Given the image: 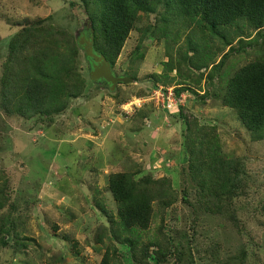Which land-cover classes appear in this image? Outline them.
Returning a JSON list of instances; mask_svg holds the SVG:
<instances>
[{
    "label": "rangeland",
    "instance_id": "obj_1",
    "mask_svg": "<svg viewBox=\"0 0 264 264\" xmlns=\"http://www.w3.org/2000/svg\"><path fill=\"white\" fill-rule=\"evenodd\" d=\"M81 4L82 0H0V79L10 39L25 20H43L44 24L67 29L77 36L86 23ZM158 18L143 15L114 69L118 76H137L139 79V82L117 87L116 91L119 90L121 98L128 99L127 102L135 100L139 91L152 89V82L148 80L151 75L163 72V63L171 57L178 61L180 49L186 50L191 30H173L170 38L177 37V31L181 32L182 38L176 44L170 42L169 47L165 38L158 41V37L152 36ZM15 22L20 26H14L12 23ZM244 30L246 38L242 44L239 43L241 40L227 36L235 52L228 55L221 67L211 71V65L217 64L227 52L226 46L216 50L212 58L196 55L195 61L201 63L200 68L210 64L207 70L196 72L203 74L200 83L193 81L184 96L179 97L182 100L179 108L171 107L167 97L162 99L160 95L149 102L158 110L147 104L153 110V118L145 119L139 125L141 131H133L135 125L131 124L132 109H137L141 100L134 101V107L126 106L127 114L124 113L108 89L92 80L89 82V64L83 53L81 73L95 98L73 100L51 127L38 123L37 119L7 117L0 107V169L10 181L18 216L30 218L24 224L23 234L38 245L37 249L32 246L26 249L19 256L18 264H99L110 239H105L103 247L95 245L93 248L87 243L97 228L108 225L107 219L93 206L96 191L108 209L116 214L115 202L107 190L108 175L133 171L136 164L148 173L168 171L180 188L179 176L170 165L182 164L179 159L187 126L184 120L171 118L181 112L187 119L197 118L202 123L217 126L224 152L230 157L245 158V192L236 206L243 233L249 237L242 236L225 218L207 214H201L192 229V210L181 202L168 210L165 231L173 236L172 229H180L175 242L193 253L194 264H230L229 260H234L241 250H247V264H264V142L254 141L237 113L223 105L227 80L256 56L264 54V30L249 38V31ZM193 41L197 42V39ZM138 52L144 53V59L132 63ZM213 72H216L213 80H208ZM172 75L177 83H184V77H180L177 70ZM96 115L98 118H94ZM176 139L178 143L174 142ZM154 167L160 168L154 170ZM213 249H218L217 261L210 254ZM118 251L121 264H136L127 246L118 245ZM14 258L12 249L0 250V264H9ZM149 264L154 263L149 261Z\"/></svg>",
    "mask_w": 264,
    "mask_h": 264
},
{
    "label": "trees",
    "instance_id": "obj_2",
    "mask_svg": "<svg viewBox=\"0 0 264 264\" xmlns=\"http://www.w3.org/2000/svg\"><path fill=\"white\" fill-rule=\"evenodd\" d=\"M82 6L84 19L90 21L94 29V50L105 56L113 69L143 15L159 17L152 36L158 37V41L165 38L169 47L170 42L176 44L182 38L180 31H177V37L170 38L173 30H191L187 34L186 50L180 49L178 61L170 58L168 51L170 59L163 63V72L155 73L148 79L152 82V89L135 94V100H142L137 109L133 108L134 115L131 116V124L135 125L133 131L136 132L141 131L139 125L145 119L153 118V110L147 105L152 103H146L144 99L152 96L154 91L161 87L167 93V89L174 88L178 98L190 89L193 81L200 83L203 74L196 72L207 70L210 64L200 68L201 63L195 61L196 55L204 54V57L212 58L216 50L226 46L227 52L217 64L211 65L212 71L221 67L228 55L235 52L228 35L241 40L239 43L242 44L243 38H246L244 28L249 31L247 38L264 30V0H82ZM12 24L20 26L18 22ZM76 37L67 29L44 24L43 20H25L10 39L8 55L3 62L0 107L7 117L37 119L38 123L49 128L56 117L69 109L73 100L95 98L81 73V54L89 69L90 59L79 47ZM195 38L197 42L193 41ZM144 57V53L138 52L131 62ZM174 70L184 77V83H177L175 75H172ZM215 74L213 72L208 80H213ZM134 80L139 82L137 76ZM107 91L116 98L117 106L123 107L124 103L135 101L127 102L128 99L121 98L119 90L114 93L109 89ZM223 105L237 113L254 141L264 142V54L256 56L227 80ZM171 118L184 120L187 126L179 159L182 164L170 165L179 176L180 188L168 171L148 173L137 164L133 171L110 173L107 190L115 202L116 214L108 209L104 199L99 198V191H96L93 206L107 219L108 225L97 228L92 240L87 241L93 248L95 245L103 247L109 237L110 242L99 264H121L118 245L130 249L136 264H149V261L154 264H168L169 261L173 264H194L193 253L175 242L180 229H172L173 236L165 231L167 212L178 202L192 210V229L196 227L200 215L207 214L225 218L242 236L249 237L243 233L244 227L240 224V212L236 206L245 192V158L230 157L224 152L217 126L202 123L197 118L187 119L182 112L178 116L171 115ZM174 142L179 141L176 139ZM0 174V250L12 249L15 258L9 264H18L19 256L26 249L31 246L37 249L38 245L34 239L23 234L24 224L30 218L18 216V205L12 198L10 181L2 169ZM151 250L153 254H150ZM246 251L241 250L234 260H229L230 264H247ZM210 254L218 260V249L210 250Z\"/></svg>",
    "mask_w": 264,
    "mask_h": 264
},
{
    "label": "water",
    "instance_id": "obj_3",
    "mask_svg": "<svg viewBox=\"0 0 264 264\" xmlns=\"http://www.w3.org/2000/svg\"><path fill=\"white\" fill-rule=\"evenodd\" d=\"M78 45L85 51L86 56L90 59L91 70L90 79L97 82H105L106 87L114 93L119 84H132L134 78L128 76H116L112 65L106 60L105 56L94 50V29L90 21L84 25V29L76 37Z\"/></svg>",
    "mask_w": 264,
    "mask_h": 264
},
{
    "label": "built area",
    "instance_id": "obj_4",
    "mask_svg": "<svg viewBox=\"0 0 264 264\" xmlns=\"http://www.w3.org/2000/svg\"><path fill=\"white\" fill-rule=\"evenodd\" d=\"M174 88H169L167 89V93L164 92L163 88L160 87V89L156 90L153 92L152 96H150L149 98H146L144 99L145 102H152V101H155V98L160 95V97L162 99H164L165 97H167V99L170 101V106L173 107V106H176L177 108H179L181 105V99L178 97L175 96V93H174ZM184 95H181L180 97H183ZM140 101V99H138ZM136 101V100H135ZM142 102V100H141ZM127 106L128 107H134V103L133 102H129L127 104H125L122 109L126 112V109L125 107ZM137 106H140V104ZM166 107V106H163V108ZM133 110V109H132Z\"/></svg>",
    "mask_w": 264,
    "mask_h": 264
},
{
    "label": "flooded vegetation",
    "instance_id": "obj_5",
    "mask_svg": "<svg viewBox=\"0 0 264 264\" xmlns=\"http://www.w3.org/2000/svg\"><path fill=\"white\" fill-rule=\"evenodd\" d=\"M83 31V30H82ZM79 34H80V32H79ZM78 36V35H77ZM90 69H91V63H90ZM115 75H116V73H115ZM100 87H106V83H103V82H98L97 83Z\"/></svg>",
    "mask_w": 264,
    "mask_h": 264
},
{
    "label": "clouds",
    "instance_id": "obj_6",
    "mask_svg": "<svg viewBox=\"0 0 264 264\" xmlns=\"http://www.w3.org/2000/svg\"><path fill=\"white\" fill-rule=\"evenodd\" d=\"M119 85H120V84H119ZM119 85H118V86H119Z\"/></svg>",
    "mask_w": 264,
    "mask_h": 264
}]
</instances>
